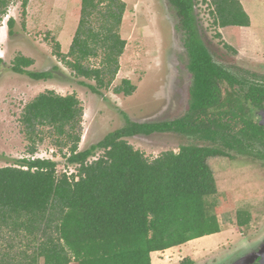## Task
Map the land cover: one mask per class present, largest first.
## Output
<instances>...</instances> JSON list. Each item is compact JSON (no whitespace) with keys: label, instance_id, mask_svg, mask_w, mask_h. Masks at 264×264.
Masks as SVG:
<instances>
[{"label":"trees","instance_id":"1","mask_svg":"<svg viewBox=\"0 0 264 264\" xmlns=\"http://www.w3.org/2000/svg\"><path fill=\"white\" fill-rule=\"evenodd\" d=\"M168 1L188 55L186 113L156 122H135L123 114L124 126L80 150V99L73 92L38 93L20 116L30 156L0 167V241L4 233L9 235L4 245L0 242V264H151L153 251L220 231L217 218L205 209V197L216 192L207 159L225 156L220 146L264 157L256 147L264 144V130L251 118L253 107L264 106V84L237 77L213 59L197 31L196 0ZM208 1L215 25H250L239 0ZM11 2L0 0V20ZM125 7L122 0H81L68 52H61L60 43L52 39L53 55L77 76L94 80L89 86L93 93L108 88L119 69L126 44L119 32ZM21 15H26V0ZM14 23L13 17L7 19L9 36ZM92 59L99 60L97 66L90 65ZM33 63L17 54L9 68L33 80L55 77L57 65L28 69ZM2 64L0 57V68ZM135 89L123 78L113 92L127 96ZM232 121L238 127L233 133ZM45 126L60 152L67 151V162L77 166L76 173L58 172L57 161L33 156ZM154 132H179L221 145L186 144L148 159L126 140ZM98 150L101 154L90 161ZM237 218L243 222L240 213Z\"/></svg>","mask_w":264,"mask_h":264},{"label":"rangeland","instance_id":"2","mask_svg":"<svg viewBox=\"0 0 264 264\" xmlns=\"http://www.w3.org/2000/svg\"><path fill=\"white\" fill-rule=\"evenodd\" d=\"M23 1L12 0L0 20V167L30 156L21 112L26 103L47 89L60 94L73 92L80 99V150L124 126L123 114L135 122H156L186 113L191 81L188 55L183 34L176 29L178 18L168 0H122L126 7L119 32L126 44L112 84L100 93L89 88L95 85L94 80L77 76L53 55L52 39L60 43L61 52H68L81 0H26V15L22 16ZM196 1L197 31L213 59L237 77L264 84V0H239L250 17V25L224 28L214 24L208 0ZM9 17L15 20L11 36L6 25ZM17 54L34 60L30 70H50L57 65L55 77L33 80L11 71V60ZM98 61L92 59L90 65L97 66ZM123 78L136 87L131 95L113 92ZM225 86L223 82L222 93ZM49 131V127L40 128L43 140L36 144L33 156L57 161L58 172L76 173L77 166L67 162V151L62 148L60 152L54 145L55 135ZM126 140L148 159L169 150L177 152L186 144L221 145L179 132L137 134ZM220 148L225 150V156L207 159L216 192L205 197L206 214L217 218L220 231L163 250L153 256L152 264H229L259 245V235L264 232V163L254 156ZM100 154L96 151L89 160ZM238 213L243 222H238ZM4 237L0 241L3 245L9 235L4 233Z\"/></svg>","mask_w":264,"mask_h":264},{"label":"water","instance_id":"3","mask_svg":"<svg viewBox=\"0 0 264 264\" xmlns=\"http://www.w3.org/2000/svg\"><path fill=\"white\" fill-rule=\"evenodd\" d=\"M261 123L264 124V111L259 112ZM229 264H264V247L257 245L251 251L241 255Z\"/></svg>","mask_w":264,"mask_h":264},{"label":"flooded vegetation","instance_id":"4","mask_svg":"<svg viewBox=\"0 0 264 264\" xmlns=\"http://www.w3.org/2000/svg\"><path fill=\"white\" fill-rule=\"evenodd\" d=\"M253 81V80H252ZM253 82H255V83H258V84H263V83H261V81H258V80H254ZM261 110H263L264 111V106H262V107H253V109H252V115H251V118H252V122H254V123H256V124H258L260 127H262V129L264 130V124H262L261 123V118H260V115H259V112L261 111ZM231 125H232V127H231V129H230V131H231V133H233V132H236L237 130H238V127L235 125V122H231ZM244 142H246V140L244 139ZM257 144V143H256ZM256 147L260 150V152H262L263 154H264V144L263 145H260V144H257L256 145ZM230 151H232V153H240V152H238L236 149H235V147H233L232 149H230ZM234 151V152H233ZM232 156V154H231V152H230V157ZM233 157V156H232ZM255 158H258V159H261L262 160V162L264 163V157H255ZM264 231V230H263ZM259 236H261L260 238H259V240H260V243H259V245H258V247H264V232H263V234H261V235H259ZM257 238V239H258Z\"/></svg>","mask_w":264,"mask_h":264},{"label":"crops","instance_id":"5","mask_svg":"<svg viewBox=\"0 0 264 264\" xmlns=\"http://www.w3.org/2000/svg\"><path fill=\"white\" fill-rule=\"evenodd\" d=\"M174 247H176V246H174ZM171 248H173V247H171ZM168 249H170V248H167V249H165V250H168ZM159 252H161V251H153V252L150 253L151 264H152V262H153V256H155V255H156L157 253H159Z\"/></svg>","mask_w":264,"mask_h":264},{"label":"bare ground","instance_id":"6","mask_svg":"<svg viewBox=\"0 0 264 264\" xmlns=\"http://www.w3.org/2000/svg\"><path fill=\"white\" fill-rule=\"evenodd\" d=\"M193 241V240H192Z\"/></svg>","mask_w":264,"mask_h":264}]
</instances>
